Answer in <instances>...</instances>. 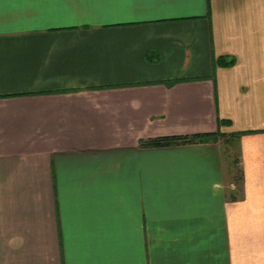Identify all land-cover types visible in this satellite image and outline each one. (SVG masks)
<instances>
[{
	"label": "crops",
	"instance_id": "0c3cea01",
	"mask_svg": "<svg viewBox=\"0 0 264 264\" xmlns=\"http://www.w3.org/2000/svg\"><path fill=\"white\" fill-rule=\"evenodd\" d=\"M0 264H264V0H0Z\"/></svg>",
	"mask_w": 264,
	"mask_h": 264
},
{
	"label": "trees",
	"instance_id": "16d2710c",
	"mask_svg": "<svg viewBox=\"0 0 264 264\" xmlns=\"http://www.w3.org/2000/svg\"><path fill=\"white\" fill-rule=\"evenodd\" d=\"M215 66L219 67H232L234 65V60L226 57H219L215 61ZM175 82H169L168 85H174ZM221 125L229 126V121H219ZM246 133H234L229 135L232 140H237L241 135H245ZM219 138H226V135H216V134H197L192 136H173V137H159L154 139L140 140L139 147L144 149H159V148H168V147H176V146H184V145H193V144H201V143H210L216 142ZM237 178L240 177V171L236 172ZM236 178V179H237Z\"/></svg>",
	"mask_w": 264,
	"mask_h": 264
},
{
	"label": "rangeland",
	"instance_id": "374dc122",
	"mask_svg": "<svg viewBox=\"0 0 264 264\" xmlns=\"http://www.w3.org/2000/svg\"><path fill=\"white\" fill-rule=\"evenodd\" d=\"M220 143L222 144L223 147V153L226 156V158H230V161L233 162V175L235 178H237L236 173L238 171V163H237V157L239 155V150L237 147V143L235 140H232L231 137H228L226 135V138L223 140H220ZM230 180V178H228Z\"/></svg>",
	"mask_w": 264,
	"mask_h": 264
}]
</instances>
